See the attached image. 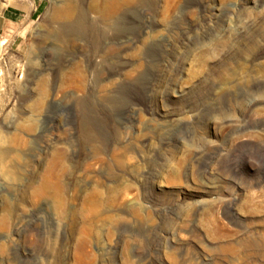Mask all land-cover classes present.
Returning a JSON list of instances; mask_svg holds the SVG:
<instances>
[{"label": "rangeland", "instance_id": "obj_1", "mask_svg": "<svg viewBox=\"0 0 264 264\" xmlns=\"http://www.w3.org/2000/svg\"><path fill=\"white\" fill-rule=\"evenodd\" d=\"M7 9L0 264H264V0Z\"/></svg>", "mask_w": 264, "mask_h": 264}, {"label": "crops", "instance_id": "obj_2", "mask_svg": "<svg viewBox=\"0 0 264 264\" xmlns=\"http://www.w3.org/2000/svg\"><path fill=\"white\" fill-rule=\"evenodd\" d=\"M20 21L21 15L19 13H17L15 10L7 9L2 12L0 16V30H3V28L12 27L14 25L16 26Z\"/></svg>", "mask_w": 264, "mask_h": 264}]
</instances>
